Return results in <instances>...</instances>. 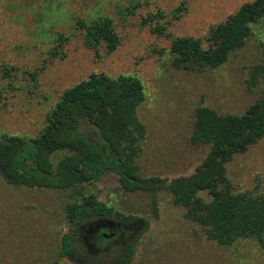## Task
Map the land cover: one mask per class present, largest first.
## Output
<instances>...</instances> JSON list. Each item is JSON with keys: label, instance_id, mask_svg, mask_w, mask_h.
<instances>
[{"label": "rangeland", "instance_id": "rangeland-1", "mask_svg": "<svg viewBox=\"0 0 264 264\" xmlns=\"http://www.w3.org/2000/svg\"><path fill=\"white\" fill-rule=\"evenodd\" d=\"M248 1L0 0V138L38 135L62 92L90 74L133 75L144 90L136 110L145 126L135 159L138 172L166 182L188 175L209 149L189 141L195 108L239 115L263 95L264 76L254 79L253 69L264 61V17L214 68L175 67L171 42L190 36L207 47L208 31ZM97 17L110 18L118 35L111 52L102 45L88 47L77 26L78 19ZM79 130L89 141H99L88 121L81 120ZM66 154L51 153L53 166ZM225 166L233 192L264 193V137ZM76 189L13 185L0 175V264H106L128 244L133 247L128 264H264L257 240L219 245L167 190L154 197L127 192L110 172L78 189L135 219H89L81 225L75 253L60 257L61 235L69 231L65 205L79 200ZM199 194L209 199L206 192Z\"/></svg>", "mask_w": 264, "mask_h": 264}, {"label": "trees", "instance_id": "trees-1", "mask_svg": "<svg viewBox=\"0 0 264 264\" xmlns=\"http://www.w3.org/2000/svg\"><path fill=\"white\" fill-rule=\"evenodd\" d=\"M262 17L264 0H251L208 31L207 47L199 38H174L170 45L172 64L184 69L219 66L230 51L244 44L251 24ZM77 26L88 47L102 45L111 52L118 45V35L108 17L89 22L78 19ZM55 53L57 49L52 50ZM260 76H264V61L253 69L254 79ZM143 100V85L138 77L93 73L62 92L38 135L0 138V175L9 184L77 188L79 200L65 205L69 231L61 235L59 256L75 253L81 225L93 217H114L120 222L135 219L99 201L93 193L83 194L78 189L80 184L93 183L109 172L117 176L119 186L127 192L140 190L154 197L157 191L167 190L173 203L185 208L186 217L219 245L253 238L264 248V193L233 192L225 166L234 154L244 152L264 137V92L239 115L197 106L189 141L207 144L209 149L191 173L168 182L138 172L135 159L141 151L145 126L136 110ZM81 120L96 128L99 141H89L82 134ZM60 150L67 154L53 166L50 155ZM200 192H206L209 199ZM132 250L128 244L117 260L106 264H128ZM47 264L61 263L55 260Z\"/></svg>", "mask_w": 264, "mask_h": 264}, {"label": "flooded vegetation", "instance_id": "flooded-vegetation-1", "mask_svg": "<svg viewBox=\"0 0 264 264\" xmlns=\"http://www.w3.org/2000/svg\"><path fill=\"white\" fill-rule=\"evenodd\" d=\"M98 231V230H97Z\"/></svg>", "mask_w": 264, "mask_h": 264}]
</instances>
